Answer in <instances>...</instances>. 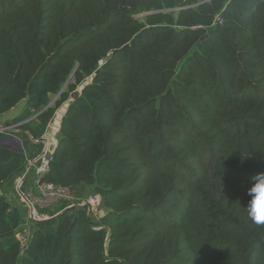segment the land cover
Here are the masks:
<instances>
[{
    "label": "trees",
    "instance_id": "obj_1",
    "mask_svg": "<svg viewBox=\"0 0 264 264\" xmlns=\"http://www.w3.org/2000/svg\"><path fill=\"white\" fill-rule=\"evenodd\" d=\"M23 102L10 125L34 140L66 105L46 181L105 214L35 222L22 255L26 216L3 193L28 159L0 160V264H264L246 211L264 171V0H0V116Z\"/></svg>",
    "mask_w": 264,
    "mask_h": 264
},
{
    "label": "built area",
    "instance_id": "obj_2",
    "mask_svg": "<svg viewBox=\"0 0 264 264\" xmlns=\"http://www.w3.org/2000/svg\"><path fill=\"white\" fill-rule=\"evenodd\" d=\"M16 127L17 126H15V128ZM12 128L14 127L10 126L5 129L13 130ZM32 141L36 144H42L43 148L35 158L28 160L26 175L31 172L33 175L30 185L27 186V188H22L24 178L23 181L18 184V192L29 210L24 225L16 233V239L19 242L22 255H24L30 246L33 224L35 222L50 220L65 211L64 209L62 212L60 211L52 216L49 211H52L55 207L65 205L66 209H81L85 212L87 218L92 220H99L98 217L100 215L103 217L105 214L103 200L100 195L88 194L84 196L79 193L76 195V189L57 186L46 181L50 173L51 163L54 160V154L59 146V139L57 136L52 137L46 133L41 140L32 139ZM46 210L48 211L45 212ZM100 229L101 228H95V230Z\"/></svg>",
    "mask_w": 264,
    "mask_h": 264
},
{
    "label": "rangeland",
    "instance_id": "obj_3",
    "mask_svg": "<svg viewBox=\"0 0 264 264\" xmlns=\"http://www.w3.org/2000/svg\"><path fill=\"white\" fill-rule=\"evenodd\" d=\"M139 18H141V19H143V16H140ZM75 83V80H74V77H73V75L72 76H70L69 77V79H68V81H67V83H66V86H65V88L64 89H67V86L68 85H70V84H74ZM56 99H57V97L56 96H53L52 97V105L54 104V102L56 101ZM26 104V102H23L18 108V111L19 112H22V110L24 109V107L26 106L25 105ZM66 107V105L63 107V108H65ZM59 112V111H58ZM57 112V113H58ZM56 116H57V114H56ZM14 119H8V120H6V121H2V122H4L3 123V125L4 126H6V127H10L11 125H10V123H12V121H13ZM0 122H1V116H0ZM15 129H19V128H15ZM11 132L9 131V130H6V129H4V130H0V134H4V135H8V134H10ZM17 138H19L20 140H23L24 142H29L30 144H31V140L29 139V138H27V137H25V136H23V134L21 135L20 134V136H16ZM57 138L59 139V135H57ZM31 146H32V144H31ZM18 147V149H20V146L19 145H16V148ZM33 147V146H32ZM19 152L21 151V149L20 150H18ZM35 152L37 153V150H35ZM37 156V155H36ZM35 156V157H36ZM35 157H33V158H35ZM33 158H30L29 160H32ZM27 170H28V164H27V167H26V170H25V172H24V174L21 176V178H19V179H17V180H15V181H12V182H9V184L7 185V187H6V190L4 191V195H6L7 197L8 196H10V203L12 204V206H14V207H18L22 212H23V217H25V216H27L28 215V209H27V207H26V205L24 204V202L22 201V199H21V196H20V194H19V192H18V184L20 183V182H22L23 181V178H24V181H23V183H22V188L24 189L25 187L27 188V186H29L30 185V182H31V180H32V178H33V175H32V172L31 173H28L27 175L25 174V173H27ZM86 189L85 188H76V191H75V194L77 195V193H79V194H84V191H85ZM50 209H53V208H50ZM59 210V207H55V209H53L52 211H49V213H51V214H53V213H55V212H57ZM66 210H68V209H66V207H65V211ZM43 211V210H42ZM48 210H46L45 212H47ZM26 218V217H25ZM100 218H102V216L100 215L99 217H98V219H100ZM95 221H98V220H95Z\"/></svg>",
    "mask_w": 264,
    "mask_h": 264
},
{
    "label": "crops",
    "instance_id": "obj_4",
    "mask_svg": "<svg viewBox=\"0 0 264 264\" xmlns=\"http://www.w3.org/2000/svg\"><path fill=\"white\" fill-rule=\"evenodd\" d=\"M18 109L19 108L17 107L15 109H13L11 112L2 115L0 126H2L4 123L2 121L17 118L21 113L18 111ZM20 125L21 124L11 125L14 128H12L13 130H9L11 133L8 135L0 134V160L1 161H4V162L10 161L19 153H24L28 160L37 155V153L35 152L36 149L34 147H32L29 142H24L23 140H20L19 138L16 137V136H20V134L21 135L23 134L20 129H18V130L15 129V126H17L16 128H19ZM29 139H32V138L29 137ZM16 145L20 146V149H21L20 152L18 151L20 149H18V147L16 148ZM24 172H23V174H24ZM21 176L13 178L10 182L21 178ZM8 198L10 199V196H8Z\"/></svg>",
    "mask_w": 264,
    "mask_h": 264
},
{
    "label": "clouds",
    "instance_id": "obj_5",
    "mask_svg": "<svg viewBox=\"0 0 264 264\" xmlns=\"http://www.w3.org/2000/svg\"><path fill=\"white\" fill-rule=\"evenodd\" d=\"M248 195L250 196L246 207L248 218L255 224H264V171L257 172L251 177Z\"/></svg>",
    "mask_w": 264,
    "mask_h": 264
},
{
    "label": "water",
    "instance_id": "obj_6",
    "mask_svg": "<svg viewBox=\"0 0 264 264\" xmlns=\"http://www.w3.org/2000/svg\"><path fill=\"white\" fill-rule=\"evenodd\" d=\"M65 88V87H64ZM63 88V89H64ZM63 91V90H62ZM52 103L47 107H51ZM46 108V109H47ZM66 107L65 108H62L59 110V112L57 113V116L56 118L54 119V121L52 122V124L49 126L48 130H47V134L52 136V137H55L57 136V134H59L60 132V129H61V122H62V117L64 116L65 112H66ZM6 126H0V129H5ZM76 221V220H75Z\"/></svg>",
    "mask_w": 264,
    "mask_h": 264
}]
</instances>
